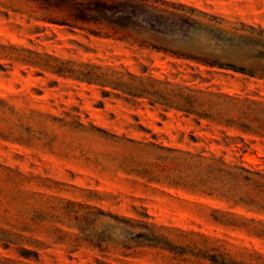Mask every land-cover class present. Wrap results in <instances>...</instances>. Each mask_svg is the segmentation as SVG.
Instances as JSON below:
<instances>
[{
    "label": "rangeland",
    "instance_id": "obj_1",
    "mask_svg": "<svg viewBox=\"0 0 264 264\" xmlns=\"http://www.w3.org/2000/svg\"><path fill=\"white\" fill-rule=\"evenodd\" d=\"M260 29L264 0H0V264H264V136L72 74L264 102L228 67L264 64Z\"/></svg>",
    "mask_w": 264,
    "mask_h": 264
},
{
    "label": "trees",
    "instance_id": "obj_2",
    "mask_svg": "<svg viewBox=\"0 0 264 264\" xmlns=\"http://www.w3.org/2000/svg\"><path fill=\"white\" fill-rule=\"evenodd\" d=\"M260 31L264 33L263 29H260ZM256 44L264 49V39L257 40ZM260 55L259 59L264 58V53L260 52ZM80 66L82 69L72 70V74L74 73L78 79L108 86L112 90L122 92L132 99L146 98L151 104L159 103L174 107L187 115L195 116L197 124L200 123L201 119H205L215 125L236 128L244 132H252L264 136V102L262 101L221 93H205L202 90H194L188 87H184L186 92L182 95L172 91V89H167V86L172 83L150 75L142 77L128 71L121 72L110 68L102 70L100 66L87 63H81ZM228 67L249 76L264 79V64L262 63H256L251 68L238 67L231 64ZM104 93L108 92L105 91ZM172 97H179L181 100L174 102ZM225 137L227 136L225 135ZM183 153L188 161L189 169L193 171L194 175H198L199 178L207 176L212 181L223 182V179L216 177V175L226 173L232 174L234 177L238 170L255 173L242 166H230L214 156L206 157L201 154ZM244 179L247 181L251 180L248 177ZM255 185H257L256 187H263L264 183L256 182ZM210 188L214 191L221 189L215 186H210ZM225 191V193H228V190ZM237 201L256 205L253 199L238 198ZM257 207L264 208V206ZM263 232L264 229L260 230V233Z\"/></svg>",
    "mask_w": 264,
    "mask_h": 264
}]
</instances>
